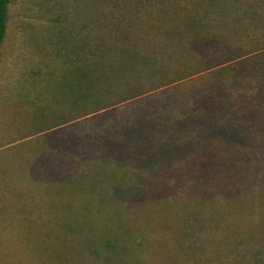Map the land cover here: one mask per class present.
I'll use <instances>...</instances> for the list:
<instances>
[{
	"label": "rangeland",
	"instance_id": "obj_1",
	"mask_svg": "<svg viewBox=\"0 0 264 264\" xmlns=\"http://www.w3.org/2000/svg\"><path fill=\"white\" fill-rule=\"evenodd\" d=\"M100 1L9 6L0 264H264V59L248 42L194 39L200 73L58 127L37 119L55 108L38 98L40 71L62 69L55 29Z\"/></svg>",
	"mask_w": 264,
	"mask_h": 264
},
{
	"label": "trees",
	"instance_id": "obj_2",
	"mask_svg": "<svg viewBox=\"0 0 264 264\" xmlns=\"http://www.w3.org/2000/svg\"><path fill=\"white\" fill-rule=\"evenodd\" d=\"M12 1L0 0V61ZM263 27L264 0H102L55 29L62 69L57 78L48 66L40 71L38 97L55 108L46 104L37 119L58 127L200 73L191 47L197 38L248 42L255 52L248 61L257 62L264 59Z\"/></svg>",
	"mask_w": 264,
	"mask_h": 264
}]
</instances>
